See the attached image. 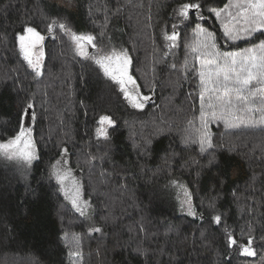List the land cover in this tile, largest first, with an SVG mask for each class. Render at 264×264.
I'll return each instance as SVG.
<instances>
[{
	"label": "trees",
	"instance_id": "16d2710c",
	"mask_svg": "<svg viewBox=\"0 0 264 264\" xmlns=\"http://www.w3.org/2000/svg\"><path fill=\"white\" fill-rule=\"evenodd\" d=\"M184 2L0 0V140L17 131L31 101L36 120L26 126L40 156L31 167L0 158V264H264V131L213 124L214 149L201 154L184 143L199 116L198 78L183 69L195 17L181 21L175 13ZM198 2L206 19L197 22L216 33L221 50L248 45L227 42L208 12L227 0ZM52 20L96 36L105 51L126 49L131 74L152 99L132 108L97 65L75 54L68 36L48 34ZM26 24L46 37L40 77L19 53L16 36ZM173 24L180 47L169 50L163 33ZM101 115L115 121L108 140L96 136ZM63 148L101 232H90L49 178ZM178 185L198 217L181 210ZM249 227L254 257L227 244L229 232L245 243ZM73 236L80 237V257L69 255Z\"/></svg>",
	"mask_w": 264,
	"mask_h": 264
},
{
	"label": "snow or ice",
	"instance_id": "6c2138e0",
	"mask_svg": "<svg viewBox=\"0 0 264 264\" xmlns=\"http://www.w3.org/2000/svg\"><path fill=\"white\" fill-rule=\"evenodd\" d=\"M208 12L219 22L227 42L236 44L244 40L248 45L236 50H221L216 33L197 22L206 19L198 0H187L175 9L177 18L181 21H189L195 17L192 40L185 46L188 55L183 69L185 76L192 71L198 78L199 116L198 124H191L184 143L197 144L201 154L215 147L213 124H223L226 130L244 128L264 131V0H227L224 6L210 7ZM177 27L178 25L173 24L170 34L163 33L165 47L169 50L180 47V33ZM57 29L69 37L76 55L92 61L108 80L118 86L123 98L132 108L142 110L152 99L151 95H145L141 91L140 84L131 74L132 59L126 49L117 51L111 48L105 51L99 48L96 36L77 33L64 22L52 20L47 26L48 34L53 38ZM45 39L36 27L27 24L16 36L19 53L36 77L44 74ZM89 48L97 49L96 53L90 54ZM189 58L192 61L191 67ZM171 67L175 69V63L171 64ZM34 107V103L29 101L21 108L17 118V131L10 138L0 140V158L17 161L26 167H31L33 161L40 158L33 129L26 126V121L34 124L36 120ZM114 126L115 121L110 115L99 116L97 138L108 140V129ZM61 152V158L51 165L49 178L55 180L58 190L70 202L72 208L80 216L91 220V214L87 211L91 206L83 199V186L68 166V149L63 148ZM178 186L184 195L181 210H184L186 205L187 214L198 217V213L193 209L191 194L183 185ZM199 218L202 219V216ZM213 219L217 225L221 224V215L216 214ZM101 231L100 227L90 226V232ZM251 231L249 227L245 243H238L232 233H227L228 246L236 247L242 256H256V250L252 247L255 238ZM71 239L76 245V250L69 255L80 257V237L73 236ZM64 240H69L67 234Z\"/></svg>",
	"mask_w": 264,
	"mask_h": 264
},
{
	"label": "rangeland",
	"instance_id": "374dc122",
	"mask_svg": "<svg viewBox=\"0 0 264 264\" xmlns=\"http://www.w3.org/2000/svg\"><path fill=\"white\" fill-rule=\"evenodd\" d=\"M88 51H89V53L90 54H94L95 52H96V50L95 49H92V48H89L88 49ZM44 54H45V50H44ZM44 60H45V55H44ZM44 60H43V63H44ZM131 69V68H130ZM130 72H131V70H130ZM68 166H69V163H68ZM70 167V166H69ZM73 173H74V175L79 179V181L81 180V177L79 176V174H77V173H75V171H73ZM53 181H54V183H56L55 182V180L54 179H52ZM80 183L82 184V182L80 181ZM58 186V185H57ZM83 186V185H82ZM61 193V192H60ZM62 194V193H61ZM61 196H63V194L61 195ZM64 197V196H63ZM184 198V195L182 194L181 196H180V198H179V200H180V206H181V200ZM65 199V198H64ZM83 199H85V200H87L89 203H90V208L89 209H87V211L91 214V220H88V219H86L85 217H83V218H85V221H87L88 222V224L91 226V225H94V216H93V206H92V204H91V202H90V200L88 199V198H86V196L84 195V190H83ZM65 202L72 208V206H71V204H70V202L69 201H67L66 199H65ZM74 209V208H73ZM75 210V209H74ZM76 211V210H75ZM182 211H184L185 213H187V206L185 205V208H184V210H182ZM78 213V212H77Z\"/></svg>",
	"mask_w": 264,
	"mask_h": 264
}]
</instances>
